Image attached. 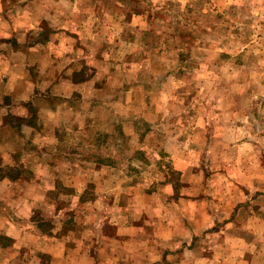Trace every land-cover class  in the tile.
Segmentation results:
<instances>
[{
  "label": "rangeland",
  "instance_id": "374dc122",
  "mask_svg": "<svg viewBox=\"0 0 264 264\" xmlns=\"http://www.w3.org/2000/svg\"><path fill=\"white\" fill-rule=\"evenodd\" d=\"M47 8L71 27L54 38L57 50L70 51L75 80L90 84L69 97L34 88L21 100L25 117L6 118L0 134L25 140L10 152L11 182L22 169V185L47 190L43 202L29 200L39 231L86 238L93 250L115 239L125 253L156 251V260L140 258L147 264H211L212 239L203 237L198 258L167 256L180 246L163 253L153 227L179 220L185 198L208 199L198 207L213 215L219 186L239 185L237 199L251 189L250 213L260 218L264 0H56ZM252 241L260 257L252 261L264 262V240Z\"/></svg>",
  "mask_w": 264,
  "mask_h": 264
},
{
  "label": "crops",
  "instance_id": "0c3cea01",
  "mask_svg": "<svg viewBox=\"0 0 264 264\" xmlns=\"http://www.w3.org/2000/svg\"><path fill=\"white\" fill-rule=\"evenodd\" d=\"M19 1L21 5L10 6V9L5 2L3 9L0 7L3 16L0 20V134L5 133L4 129L10 124L6 122L11 121L10 117H25V108L21 100L24 96L33 95L34 88L39 89V95H47L50 92L53 96L69 97L81 93L90 84L87 82L80 84L75 80L78 70L75 66L70 67L75 65L72 63L74 60L69 54L70 51L57 50L54 38L62 31H69L71 27L67 22L57 19L59 17L57 10L47 8L50 4L56 3V0H42L48 4L45 7H30L36 0ZM41 81H45L47 88H51L42 89ZM4 100L8 102H2ZM25 128L27 129L26 126ZM24 142V139L13 141L0 135V154L3 153V157L0 158V264H101L99 261L102 259L117 263L129 258H131L129 263L147 264L140 258H146L148 255L147 258L158 259L156 251L145 248L130 251L131 254L125 253L120 246L122 242L115 239L108 249L93 250L86 238L75 239L70 236L60 239L54 238V233L48 236L39 231V224L32 219L35 203L29 200L32 198L37 202H43L47 190L39 184L35 186L33 182L28 184L26 181L22 185L20 180L27 175L22 169L14 173V176L19 177L18 184L12 183L9 178L14 170L11 167L16 166L10 160V152ZM250 152L249 147L248 153L242 155L247 156ZM238 154L241 152L238 151ZM43 158L44 155L35 156V161L42 163ZM181 171L183 177L189 172L186 167ZM222 188L219 186V196L213 202L211 208L214 210L213 215L210 214V210L198 207L199 201H209L208 199L192 197L183 199L179 220L165 219L161 220L164 222H155L153 237L161 239L162 236L161 242L167 244L163 253L180 246L179 253L166 255L197 256L204 250L200 247L203 237H207L212 239V245L208 247L212 256L211 264H218V260L223 261V264L255 263L252 260L257 259L259 255L256 256L255 253L259 251L253 247L255 242L252 239H258V245L264 240V207L260 208V218L257 216L253 218L249 205L252 199L251 189L244 187L247 192L239 190L243 199H237L236 196L240 193L236 189H241L239 185L227 187L225 190ZM259 197L260 205L264 204V200L262 201L264 191ZM193 241L196 253L192 252ZM190 264L199 263L194 261Z\"/></svg>",
  "mask_w": 264,
  "mask_h": 264
}]
</instances>
